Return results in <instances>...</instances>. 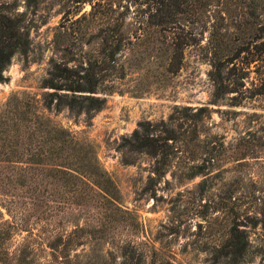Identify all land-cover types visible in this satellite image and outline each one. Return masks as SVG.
I'll list each match as a JSON object with an SVG mask.
<instances>
[{
	"label": "rangeland",
	"instance_id": "374dc122",
	"mask_svg": "<svg viewBox=\"0 0 264 264\" xmlns=\"http://www.w3.org/2000/svg\"><path fill=\"white\" fill-rule=\"evenodd\" d=\"M148 2L0 0V11L17 17L28 38L2 71L0 112L12 94L34 96L39 113L91 146L117 197L106 204L96 187L48 180L0 195L8 264H121L123 244L144 251L145 263L220 264L213 261L218 244L233 224L248 240L240 264H264V49H203L206 33L195 35L198 44L168 49V41L191 40L185 31L172 38L136 30ZM89 12L88 23L79 20ZM112 17L122 23L123 48L100 84L103 107L89 118L44 108L49 90L41 81L52 61H98L105 50L97 29ZM217 71L228 89L220 96ZM138 122L171 137L159 174L155 158L127 147ZM78 194L86 200L75 204ZM61 195L66 202H57ZM37 198L43 201L32 205Z\"/></svg>",
	"mask_w": 264,
	"mask_h": 264
},
{
	"label": "trees",
	"instance_id": "16d2710c",
	"mask_svg": "<svg viewBox=\"0 0 264 264\" xmlns=\"http://www.w3.org/2000/svg\"><path fill=\"white\" fill-rule=\"evenodd\" d=\"M93 7L92 4L91 9ZM146 12L142 27L136 29L141 34L164 36L169 33L173 38L179 30L185 31L191 40L168 41V49H185L198 44L195 35L203 33L207 35L203 49H264V0H149ZM88 15L90 12L82 13L79 20L88 23ZM121 27L117 17L106 19L105 26L98 27V43L100 49L105 50L98 61H84L85 64L79 61L71 66L67 65V60L52 61L41 81V87L49 90L41 98L44 108L55 111L66 108L89 118L103 107L105 98L101 91L104 89L100 84L116 70L112 61L118 49L123 48ZM257 39H261L258 44L254 43ZM27 46V35L17 17L0 11V80L12 55L24 53ZM102 60L105 66L100 65ZM259 74V93L264 94V63ZM212 80L215 96L227 92L218 71ZM150 125L138 122L125 141L128 149L155 158L153 173L159 174L163 172V145L171 137L154 132ZM4 162L9 165L1 164ZM42 180H48L49 184L58 182L61 186L78 183L88 188L96 187L106 204L117 198L112 181L99 168L89 144L39 113L34 96L12 94L0 112V195L11 197L9 192L14 187L34 188L31 184ZM57 198V202H66L62 195ZM85 200V196L78 194L73 202L80 204ZM38 201L43 200L37 198V203L32 205H38ZM9 237V231L0 226V264L9 262V253L4 247ZM247 249L248 240L243 229L233 224L218 244L213 261L240 264ZM120 256L121 264H169L153 259L145 263L144 251L128 244L121 245ZM22 260L16 258V264H21Z\"/></svg>",
	"mask_w": 264,
	"mask_h": 264
}]
</instances>
